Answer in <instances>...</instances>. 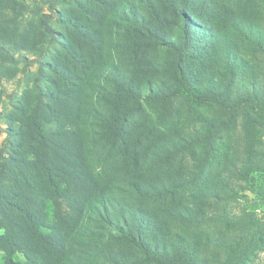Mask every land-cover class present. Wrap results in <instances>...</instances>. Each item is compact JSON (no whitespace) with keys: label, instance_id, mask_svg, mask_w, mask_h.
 Returning a JSON list of instances; mask_svg holds the SVG:
<instances>
[{"label":"trees","instance_id":"1","mask_svg":"<svg viewBox=\"0 0 264 264\" xmlns=\"http://www.w3.org/2000/svg\"><path fill=\"white\" fill-rule=\"evenodd\" d=\"M224 9L217 0H0V69L27 54L42 58L9 115L8 152L0 150L4 264H94L109 236L133 250L127 258L111 257L113 263L257 264L264 252V185L255 183V174L264 173V19ZM179 12L187 20L182 36L164 29ZM219 13H226L222 21L232 22L236 38L214 26L197 38L195 25L219 22ZM127 20L133 37L124 38L134 55L154 42L174 53V85L157 99L193 109V130L177 153L189 151L202 164L159 194L178 191L190 200L181 217L198 229L194 241L163 232L142 211L125 209L122 222L113 208L123 207L104 192L91 164L98 152L102 169L109 164L104 175L117 163L135 168L143 146L132 119L142 111V76L149 69L113 65L104 72L109 85L94 78L105 36ZM196 107L217 116L210 113L197 127ZM204 174L208 180L195 186Z\"/></svg>","mask_w":264,"mask_h":264},{"label":"rangeland","instance_id":"2","mask_svg":"<svg viewBox=\"0 0 264 264\" xmlns=\"http://www.w3.org/2000/svg\"><path fill=\"white\" fill-rule=\"evenodd\" d=\"M217 1L225 7L224 11L227 13L235 11L236 14L253 21L264 19V3H260V0ZM36 9L40 13L45 11L48 15L53 16L46 6L43 9L36 6ZM224 14L226 13L218 14L219 22L215 20L211 25L202 24L203 27L195 25V29L192 31L197 38L201 39L209 34L208 29L210 27H219V29L224 27L223 29L230 30V34L236 38L235 30L230 26L232 22H227L226 24L230 28H226V24L222 21L223 18L221 17ZM231 17L237 16L233 14ZM237 19L240 18H234V21ZM125 21L126 19L122 20L121 23ZM127 21L126 25L122 24L120 27H114L113 32L105 36L106 50L104 57L98 63L94 78H97V81L102 84L109 85L112 78L106 80L104 72L107 71L109 66L113 65L119 66L127 72H130V65L134 68L139 67L140 71L142 68L149 69L142 76L144 77L142 79V89L143 94L146 96L141 101L142 111L134 114L132 119L134 128L139 131V136L143 138V146L137 157L132 160V166L135 168H127L126 165L117 163L114 168L110 169V174L104 175L109 169V164H106V169H102V159L105 158L98 152H94L90 157L91 164L100 180L107 185L105 187L107 190L104 192H108L110 197L114 196L116 205L123 207L122 209L119 206L113 208L116 211V216L122 222L123 218L121 215L125 209H128L129 212L141 213L142 211L163 232H178L183 236L192 237L191 240L194 241L197 238L196 236H199L198 229L192 228L193 222L190 223L189 218L183 219L181 217L183 211H187V207L190 206V200L186 197H181L178 191L169 193L167 196L159 194L161 189L172 190L171 184L174 181L187 177L190 171L197 169L202 164L201 159L195 164L196 162L189 151L181 149L183 152L177 153L178 144L182 145L184 142H181V138H184L190 130H193L189 124L191 121L188 118V115L190 116V113H192L190 110L193 109L189 103H174L169 106L157 99V94L160 90L174 85L175 76L172 65L174 53L171 50L159 48V44L154 42V44L146 45L148 48L145 49L147 58H145V53L138 54V50L134 55L127 50L129 49L128 40L124 38L125 35L129 38L133 37L128 32L130 29L128 27L129 20ZM186 21L184 13L179 12L177 15L169 16L164 29L169 32L174 30V35L182 36L184 35L183 27L186 26ZM124 26L125 32H122L121 28H124ZM204 45H207L209 50H212V44ZM125 50H127L128 55ZM27 57L28 60L20 59L17 64L8 65L0 69V74L2 75L0 82V150L6 149L5 154H7L9 146L8 127L12 126L9 115L14 113L15 106L18 105L27 85L33 84V79L30 76L31 71L36 72L38 70L42 59L40 56L37 57L30 54H27ZM43 58L46 59L45 57ZM148 59V64L152 63V65L147 64L144 66ZM101 105H99L100 108H102ZM196 109L194 111L200 121L195 124L197 127H199V124L203 127V118L210 115V113L217 116L215 111H199L198 107ZM179 156H183V158L179 159ZM214 170H217V167ZM205 180H208V177L204 174L195 183V186L202 185ZM255 183L264 185V173L255 174ZM250 194L251 197L255 196L252 192ZM213 203L215 202L213 201ZM234 209H238V204H236ZM202 210L203 206H200L199 211L201 212ZM127 216L131 219L129 213ZM94 225L92 224L91 226L94 227ZM103 227L104 225L97 226V229ZM105 231H107V228ZM101 246L100 255L95 259L94 264H119V262H109V259L111 257H116L117 259L127 258L133 251L121 238L113 237L111 239L110 236ZM263 262L264 252L257 259V264H263ZM0 264H4L1 259Z\"/></svg>","mask_w":264,"mask_h":264}]
</instances>
